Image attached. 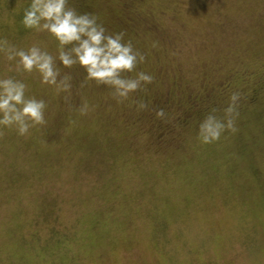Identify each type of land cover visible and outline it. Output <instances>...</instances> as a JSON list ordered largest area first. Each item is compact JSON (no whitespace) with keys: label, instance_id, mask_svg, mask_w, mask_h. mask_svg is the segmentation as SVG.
I'll return each mask as SVG.
<instances>
[{"label":"rangeland","instance_id":"374dc122","mask_svg":"<svg viewBox=\"0 0 264 264\" xmlns=\"http://www.w3.org/2000/svg\"><path fill=\"white\" fill-rule=\"evenodd\" d=\"M30 3L0 0V40L56 55L54 37L21 23ZM68 4L124 32L154 80L118 103L57 61L72 77L57 95L0 52V79L47 104L25 136L0 127V264H264V0ZM234 92L236 131L201 143L199 124Z\"/></svg>","mask_w":264,"mask_h":264},{"label":"clouds","instance_id":"9594fccd","mask_svg":"<svg viewBox=\"0 0 264 264\" xmlns=\"http://www.w3.org/2000/svg\"><path fill=\"white\" fill-rule=\"evenodd\" d=\"M21 23L26 29L47 32L58 42L57 54L53 55L37 44L27 49H17L4 39L0 40V52L8 61L16 60V70L26 73L35 71L41 84L54 87L57 95L69 93L72 77L61 74L57 61L64 68L78 65L85 73V82L94 81L97 86L111 89L118 103L129 100L132 93L153 82L154 77L144 71H136L138 64L145 61V55L135 49L131 40L124 41V32L107 33L97 23V17L90 13H78L70 7L68 0H31L24 10ZM136 71V75L125 73ZM27 85L12 77L0 79V127L15 128L17 134L25 136L30 128L43 126L47 107L43 99L26 96ZM68 97H65L67 100ZM240 93L229 97V104L223 110V117L215 115L216 109L205 116L199 124L198 138L203 144L218 141L226 130L235 132V117ZM138 111L148 105L142 100H133ZM89 105L85 101L79 108L81 115H87ZM157 118L164 119V109H157ZM3 132H0V136Z\"/></svg>","mask_w":264,"mask_h":264}]
</instances>
